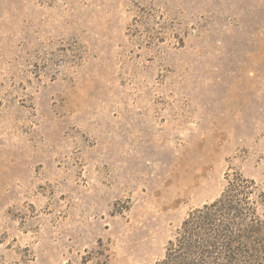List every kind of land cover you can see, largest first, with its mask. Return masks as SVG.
Listing matches in <instances>:
<instances>
[{
	"label": "rangeland",
	"instance_id": "obj_1",
	"mask_svg": "<svg viewBox=\"0 0 264 264\" xmlns=\"http://www.w3.org/2000/svg\"><path fill=\"white\" fill-rule=\"evenodd\" d=\"M235 174L264 219V0H0V264H154Z\"/></svg>",
	"mask_w": 264,
	"mask_h": 264
},
{
	"label": "trees",
	"instance_id": "obj_2",
	"mask_svg": "<svg viewBox=\"0 0 264 264\" xmlns=\"http://www.w3.org/2000/svg\"><path fill=\"white\" fill-rule=\"evenodd\" d=\"M229 176V175H228ZM253 181L235 174L220 195L191 209L154 264H264V219ZM263 204V192L256 193Z\"/></svg>",
	"mask_w": 264,
	"mask_h": 264
}]
</instances>
